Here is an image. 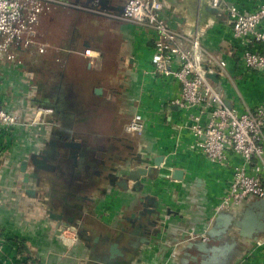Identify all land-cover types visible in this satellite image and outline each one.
Here are the masks:
<instances>
[{
	"label": "crops",
	"instance_id": "1",
	"mask_svg": "<svg viewBox=\"0 0 264 264\" xmlns=\"http://www.w3.org/2000/svg\"><path fill=\"white\" fill-rule=\"evenodd\" d=\"M53 1L57 4L40 17L36 35L47 48L42 53L36 47L15 50L20 68L0 60L1 105L17 106V98L25 97L21 123L11 134L0 133V160L5 158L15 167L32 152L48 151L51 143L57 153L48 157L51 169L40 170L38 178L28 183L22 182L16 167L10 171L0 164V227L6 237L0 264H103L114 241L124 256L110 262L172 264L173 247L186 242L189 232L201 234L210 227L230 173L187 148L192 138L183 128L189 112L169 104L178 97L179 84L145 73L151 69L153 29L126 21L122 14L90 17L80 7L63 15L67 7L61 3L70 0ZM160 1L169 28L186 43L198 39L202 58L217 74L218 83L213 84L221 86L234 108L264 102V73H247L237 63L234 52L240 46L224 11L200 12L201 0ZM226 1L244 12L255 7L250 0ZM73 2L81 6L80 0ZM110 4L123 7V0ZM205 4L209 6L210 0ZM217 56L226 62L222 73L215 63ZM24 78L27 96L18 93ZM136 111L145 118L142 136L123 130ZM66 142L79 145L72 158L71 149L68 153L63 146ZM160 155L164 159L158 173L153 169L151 178L141 179L146 187L142 194L133 191L124 174L144 165L132 162L135 156L155 168L153 159ZM174 169L184 171L182 181L170 178ZM27 171L32 172L31 164ZM28 189L34 191L32 196L26 194ZM145 193L155 197L162 209L155 236L137 233L138 223L131 217L141 209ZM49 212L62 217L52 219ZM72 214L78 217L67 226L86 232L78 235L75 246L66 248L55 237L67 228L66 218ZM19 243L24 247L22 255ZM245 259L244 264H264V246L252 248L241 263Z\"/></svg>",
	"mask_w": 264,
	"mask_h": 264
},
{
	"label": "built area",
	"instance_id": "2",
	"mask_svg": "<svg viewBox=\"0 0 264 264\" xmlns=\"http://www.w3.org/2000/svg\"><path fill=\"white\" fill-rule=\"evenodd\" d=\"M250 1L255 5L251 12L241 11L226 0H210V5L227 14L232 37L240 46L234 52L237 63L247 73H264V0ZM54 3L53 0H0L1 61L20 68L22 61L16 57L15 50L36 47L42 53L47 48L37 41V28L40 17ZM162 10L160 0H123L122 19L147 26L156 33L151 69L145 73L179 84L178 97L169 100V104L189 112L188 123L183 128L192 138L187 148L230 173L227 189L215 210L236 208L249 197H264V102L242 109L232 105L227 108L221 86L206 78L208 73L215 72L202 58L198 39L186 43L183 36L169 28ZM84 53L89 57L90 51ZM215 63L222 73L226 62L217 56ZM21 121L17 110H9L0 103V133L11 134ZM145 128V118L138 111L123 126L125 133L138 136L144 134ZM4 163L10 166L7 161ZM188 236L207 241L204 233L189 232ZM61 238L64 242L73 241L66 236ZM5 243L6 237L0 231V256ZM256 246L262 247L264 243ZM245 262L246 259L238 264Z\"/></svg>",
	"mask_w": 264,
	"mask_h": 264
},
{
	"label": "water",
	"instance_id": "3",
	"mask_svg": "<svg viewBox=\"0 0 264 264\" xmlns=\"http://www.w3.org/2000/svg\"><path fill=\"white\" fill-rule=\"evenodd\" d=\"M86 4H90L92 8H96L99 13H114L117 16L122 14L123 7H113L110 4V0H86ZM110 4V5H109ZM200 12L204 10L210 14H219V9L213 8L205 4V0L200 2ZM206 78L212 83H218L216 73H208ZM96 94H101L100 89L95 90ZM225 106L231 108V103L225 100ZM63 146L70 152V158L74 156V150L78 148V144L73 142H66ZM54 143H51L50 149L47 151L40 150L38 153H31L25 159L21 160L15 167L22 174V180L24 183H28V178H38V171L50 170L51 167L47 164L48 157L56 155L54 149ZM135 156L136 161L143 166L131 167L124 174V180L131 181L133 183L132 190L142 194L145 185L141 181L143 177L151 178L153 169L157 171L163 162V156H157L153 159L152 168L149 166L148 160L140 161ZM7 161L10 164V171L14 170L15 167L9 162V160L2 158L0 164ZM137 163V164H138ZM29 164L32 166L30 173L27 171ZM38 170V171H37ZM37 171V172H36ZM184 171L182 169H174L170 174V178L175 181L183 180ZM111 184H114L111 181ZM121 187L124 184L118 183ZM26 194L33 195L32 189L25 190ZM142 202L140 203L141 209L137 210L136 216L133 213L130 222H137L138 225L135 227L137 233H144V235L155 236L159 233L156 225L162 221V209L159 207V201L145 193L141 197ZM170 209L166 210V214H170ZM50 218L60 220L62 217L54 216L50 213ZM77 214L67 217V223L65 226H69L76 219ZM67 226V227H68ZM86 231L81 229L79 231V237H82ZM207 241L201 240L200 238H188L182 245L173 247L169 261L172 264H238L248 253L251 252L258 244L264 243V197H249L243 204L236 208H223L215 212L210 227L204 232ZM98 237L93 239L92 245L96 247ZM149 242V241H148ZM93 255V254H92ZM123 257L124 254L118 248L116 241L112 242L108 247V258L103 260V264H124L122 262H110L117 257ZM94 258V255L92 256Z\"/></svg>",
	"mask_w": 264,
	"mask_h": 264
},
{
	"label": "rangeland",
	"instance_id": "4",
	"mask_svg": "<svg viewBox=\"0 0 264 264\" xmlns=\"http://www.w3.org/2000/svg\"><path fill=\"white\" fill-rule=\"evenodd\" d=\"M61 5H65L66 7H67V9H62V10H65V11H62V12H64L63 13V15H71L72 14V11H74L71 7H73V8H76V7H80V4H75L74 2H73V0H70L69 2H65V3H61ZM74 14V13H73ZM74 16V15H73ZM72 21V20H71ZM95 24H96V26H97V22H95ZM79 25H82V20H80V23H79ZM89 25H90V23H89ZM85 27H86V25H85ZM89 28V27H88ZM84 30H86V29H84ZM90 30V29H89ZM93 30H98V28L96 27V28H94ZM23 81L24 82H21V83H19L21 86L19 87V89H21L20 91H18V93H20V95H22V96H27V92H26V90H27V86H28V84L26 83V79L24 78L23 79ZM21 97V96H20ZM25 98V97H24ZM24 98H17V106H16V103L15 104H13V103H11L12 105L10 106V107H8V109L9 110H14L15 108H17V110H19V113H20V111L21 110H23V108H24ZM22 103H23V105H22ZM16 106V107H15ZM15 107V108H14ZM19 108V109H18ZM131 117V116H130ZM130 119V118H129ZM29 172V171H28ZM78 234H79V232L77 231V229H75V228H73V227H67V228H64V229H61L59 232H58V234H56V240L57 241H59L64 247H66V248H69V247H71V246H75V244H77V242H78ZM61 236H66V237H68V238H72L73 239V241H71V242H64L63 241V239L61 238Z\"/></svg>",
	"mask_w": 264,
	"mask_h": 264
},
{
	"label": "flooded vegetation",
	"instance_id": "5",
	"mask_svg": "<svg viewBox=\"0 0 264 264\" xmlns=\"http://www.w3.org/2000/svg\"><path fill=\"white\" fill-rule=\"evenodd\" d=\"M79 0H75V2H78ZM80 2H81V6H80V8H77L78 10H80V11H83V12H86V14H88V16H94V15H99L100 16V14H103V13H99L98 12V10L96 9V8H92L91 7V5L90 4H86V0H80ZM72 8V7H71ZM33 153V152H32ZM35 153V152H34ZM38 171V170H37ZM36 171V172H37ZM32 172H34V169H33V171ZM32 172H30V173H32ZM39 172V171H38ZM22 178V177H21ZM29 179H31V178H28V180ZM21 182V181H20ZM22 182H23V180H22Z\"/></svg>",
	"mask_w": 264,
	"mask_h": 264
},
{
	"label": "trees",
	"instance_id": "6",
	"mask_svg": "<svg viewBox=\"0 0 264 264\" xmlns=\"http://www.w3.org/2000/svg\"><path fill=\"white\" fill-rule=\"evenodd\" d=\"M54 4H57V3H54ZM0 231H1V233H3L1 227H0ZM18 246H19V247H18V251L20 252L19 254L22 255V252L24 251V247H23L22 243H19ZM23 260H24L25 262H26L27 260H29V259H28V256L24 255V259H23Z\"/></svg>",
	"mask_w": 264,
	"mask_h": 264
}]
</instances>
